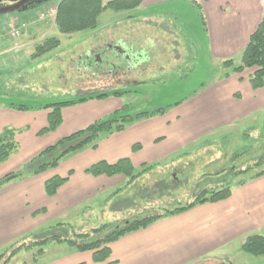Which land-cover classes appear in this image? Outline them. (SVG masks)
<instances>
[{
    "label": "crops",
    "instance_id": "crops-1",
    "mask_svg": "<svg viewBox=\"0 0 264 264\" xmlns=\"http://www.w3.org/2000/svg\"><path fill=\"white\" fill-rule=\"evenodd\" d=\"M179 1L183 0H141V5L134 10L135 15L130 19L134 20L137 13L158 4ZM190 1H197L202 10L212 59L221 66L223 62L235 58H239L240 63L241 53L262 19L264 0ZM155 19V15L143 16L139 19V25H154ZM164 20L167 19L164 17ZM37 25L33 29L36 33L48 26V30L41 35V42L47 39L50 30L56 29L53 20ZM130 30L133 32V29ZM149 37H145L144 42L135 39L130 44V41L97 42L96 39L91 46L102 48V54L110 56L115 54L110 53L106 46H118L127 52L125 54H130L131 58L135 56L139 60L138 65L142 64L141 68H133L132 72L139 69L143 72L146 55L143 58L140 53L144 51L143 48L147 52L146 47L156 43L154 38ZM224 70L222 77L186 102V107H194L197 114L195 120L184 116L182 110L176 112V109L185 106H174L162 115L140 119L127 125L121 132L100 138L95 148L89 145L67 155L56 168L36 176H26L0 188V252L34 233L43 220L63 218L98 197L107 201L109 192L118 190L117 187L125 188L128 180L124 176L92 177L85 173L90 166L99 162L115 164L119 160L128 159L136 174L144 168L167 163L180 156L190 143L200 141L219 130L233 128L247 121L256 122L264 114V89H251L248 81L251 70L242 73H234L232 68ZM107 79L104 77L105 81ZM120 81L121 85L106 89L105 92L126 91L129 82ZM134 84H138L136 80L129 85ZM92 86L90 81L82 82V87ZM86 92L84 95L96 93L89 92V89ZM121 99L109 97L65 107L61 110L59 127L41 136L38 133L47 126L49 110L40 106L19 111L10 108L8 103L0 102V134L6 128L13 129L18 145L17 152L0 166V178L19 170L59 140L119 112L123 109ZM134 146H138V149L133 150ZM54 177L67 178V181L53 197H47L44 183ZM137 180L130 187L134 188ZM263 234L264 175L232 185L231 195L226 200L197 205L184 213L158 220L145 229L119 238L108 245L110 254L107 263L202 264L212 260L220 264H236L238 259L249 257L241 251L244 241L250 236ZM46 264L98 263L93 261L92 252H77L70 247L63 255Z\"/></svg>",
    "mask_w": 264,
    "mask_h": 264
},
{
    "label": "rangeland",
    "instance_id": "rangeland-1",
    "mask_svg": "<svg viewBox=\"0 0 264 264\" xmlns=\"http://www.w3.org/2000/svg\"><path fill=\"white\" fill-rule=\"evenodd\" d=\"M20 1L2 0L0 8L13 6ZM59 1L34 0L13 13L0 15V102L16 107H42L84 96L88 89L89 92L97 93L114 89L121 85L120 80L129 84L136 80L138 84H127L125 94L120 96L123 109L117 112V117L152 113L180 105L185 107L176 109V112L182 110L184 116L196 119L194 107H186V102L216 82L225 72L221 64L211 57L206 26L201 22L195 7L197 1L158 4L152 9L137 13L134 20L130 18L136 11L128 13L106 9L98 17L95 30L69 36L59 34L55 28L50 30L46 38L57 39L59 45L46 54L33 58L36 46L42 43L41 35L48 30V26L45 25L40 33L33 29L39 26L37 24L53 20L54 16L34 20L31 16L27 19L26 13L38 10L35 8L42 5L45 10L54 9ZM109 1L111 0H102V5L106 6ZM40 12L42 11L38 14ZM153 14L156 18L154 25H139L141 17H153ZM40 16H46V11ZM21 22L24 27H21L19 35L11 38L8 30ZM126 30L130 31L125 32ZM149 36L156 43L146 47L147 52L143 48L144 51L140 53L142 56L146 55L143 56L144 63L142 61L143 72L141 69L129 72L125 70V60L121 57L102 54V48L91 46L96 39L97 42L130 41V44L135 39L144 42L145 37ZM233 61L234 67L240 64L239 58ZM138 63L134 64V69L141 68L142 64ZM104 77L108 78L107 81ZM89 81L92 87H82V82ZM98 88L99 90H94ZM255 163H260V166L246 174L233 176ZM260 171H264V114L256 122L247 121L190 143L180 156L155 166L140 176L135 185L137 189L132 186L120 190L123 188L117 187L119 193L115 194L117 189L109 192L107 201L98 197L63 218L43 220L40 228L24 241L0 252V264L49 263L70 247L65 242L54 241H48L42 247L34 245L45 234L73 241L76 235H91L94 230L103 226L131 219L143 207L164 204L170 206L173 202L186 204L191 201L189 196L192 192L224 182L234 185L254 177ZM61 224L62 227L54 229ZM19 246H22L21 249L11 256ZM39 250L44 251V254L42 252L38 255ZM202 264L220 263L210 260ZM236 264H264V257L249 256L238 259Z\"/></svg>",
    "mask_w": 264,
    "mask_h": 264
},
{
    "label": "trees",
    "instance_id": "trees-1",
    "mask_svg": "<svg viewBox=\"0 0 264 264\" xmlns=\"http://www.w3.org/2000/svg\"><path fill=\"white\" fill-rule=\"evenodd\" d=\"M2 0H0L1 2ZM141 5V0H111L106 6L102 5V0H60L56 4V14L53 19V23L59 34L69 36L71 34L95 30L98 26L97 19L106 9H110L113 12H132ZM53 6V5H52ZM43 7V8H42ZM34 7L38 10H30L35 13H26L27 19L29 16L36 20L40 14L45 11V7ZM198 10L201 22L205 25L202 10L199 5H195ZM39 11H42L38 14ZM37 13V14H36ZM25 14V13H24ZM31 14V15H30ZM21 19V18H20ZM8 20V19H7ZM26 20V19H25ZM10 21L8 20V23ZM22 22L16 27H19ZM14 27V26H13ZM15 27V28H16ZM7 28H9L7 26ZM9 31V30H8ZM59 41L55 38H49L44 40L41 44L37 45L33 58L40 57L47 52L57 48ZM224 69H233L234 73H242L245 70H251L252 73L248 77L249 85L252 90L264 89V12L262 19L254 32L250 35L248 42L241 53L240 64L236 67L233 66V61L228 60L222 63ZM124 92H97L84 96H79L71 101L48 104L42 106L43 109L49 110L50 113L47 117V126L42 129L38 135H44L55 131L61 124V110L65 107L82 104L90 100H102L109 97H120ZM16 110H27L25 107L9 106ZM166 110H157L152 113H139L133 116H119L117 112L111 115L109 118L97 121L86 128L79 130L68 137H65L54 145L46 148L38 155L26 162L22 168L13 173H8L0 178V188L7 185L10 182L20 180L26 176H36L48 169L56 168L59 163L69 154L77 152L86 146L91 145L95 148L96 142L105 136H109L113 133L121 132L125 127L135 121L152 116L162 115ZM138 149V146H134L133 150ZM18 150V145L15 141V131L13 129H4L0 134V164L5 162L9 157L15 154ZM237 158V157H235ZM260 163H255L252 167H249L243 171L233 174L238 176L239 174H246L251 169L258 168ZM154 166L144 168L143 170L134 173L128 159H122L115 164H107L106 162L96 163L85 170L87 175L92 177L107 176L112 177L115 175H122L128 181L124 190L135 181L150 171ZM264 175V171H260L255 174L254 177ZM252 177V178H254ZM67 181V178L54 177L47 180L44 183V192L47 197H53L57 190ZM240 182L238 184H242ZM231 184L228 182L221 183L217 186L202 189L198 192H192L189 196L191 201L186 204H180V202H173L170 206L167 204L158 207H143L139 210L137 215L131 217V219L123 220L120 224H114L111 226H103L97 230H94L91 235L80 234L76 235L74 240L62 239L58 236L43 235L40 241H36L34 245L42 247L48 241H54L56 243H67L69 247L75 248L77 252H92L93 261L98 264H113L107 263L110 251L108 245L117 241L119 238L133 233L138 230H142L155 223L158 220L173 217L184 213L197 205L205 203H217L226 200L231 195ZM119 190L116 191V195ZM146 204L149 202L145 201ZM62 227L57 225L54 229ZM71 229V228H70ZM22 246L16 248L11 256L17 253ZM241 251L251 257L264 256V237L261 235H253L248 237L242 247ZM42 250L38 251V255L42 254ZM2 257V256H1ZM0 257V260L2 259Z\"/></svg>",
    "mask_w": 264,
    "mask_h": 264
},
{
    "label": "flooded vegetation",
    "instance_id": "flooded-vegetation-1",
    "mask_svg": "<svg viewBox=\"0 0 264 264\" xmlns=\"http://www.w3.org/2000/svg\"><path fill=\"white\" fill-rule=\"evenodd\" d=\"M106 47H107L106 49L108 51L110 50L109 51L110 53L115 54L113 56L121 57V58H122V56L124 57L123 58V60H125V67L124 68H125V70H128L129 72H131L133 70L134 64H137L138 61H139L138 59L135 58V56H132V58H131L130 54H125L127 52L124 51V50H122L118 46H115V45H113V46L112 45H107ZM116 53H118V54L116 55ZM94 57H96V54H95Z\"/></svg>",
    "mask_w": 264,
    "mask_h": 264
},
{
    "label": "built area",
    "instance_id": "built-area-1",
    "mask_svg": "<svg viewBox=\"0 0 264 264\" xmlns=\"http://www.w3.org/2000/svg\"><path fill=\"white\" fill-rule=\"evenodd\" d=\"M45 11H46V16H40V17H39L40 20H43L44 17H46V18H48L49 16H50V17H53V16H55V14H56V9H55V8H54V9H51V10L46 9ZM21 27H24V24H21V25H20L19 27H17V28H15V27H10V30H9V32H8V35H9L11 38H16V37L19 35V33H20V29H21Z\"/></svg>",
    "mask_w": 264,
    "mask_h": 264
},
{
    "label": "water",
    "instance_id": "water-1",
    "mask_svg": "<svg viewBox=\"0 0 264 264\" xmlns=\"http://www.w3.org/2000/svg\"><path fill=\"white\" fill-rule=\"evenodd\" d=\"M34 0H21L20 2H18L17 4L7 7V8H0V15H5V14H9V13H13L17 10H19L21 7H23L25 4L32 2ZM49 1V0H46Z\"/></svg>",
    "mask_w": 264,
    "mask_h": 264
}]
</instances>
